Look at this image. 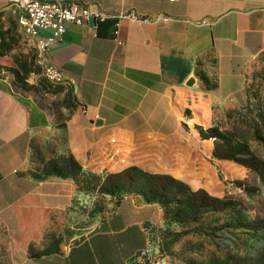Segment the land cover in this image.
Wrapping results in <instances>:
<instances>
[{"label": "crops", "instance_id": "obj_1", "mask_svg": "<svg viewBox=\"0 0 264 264\" xmlns=\"http://www.w3.org/2000/svg\"><path fill=\"white\" fill-rule=\"evenodd\" d=\"M63 1L108 18L98 28L94 19L64 24L61 43L48 53L63 79L53 94L0 75V264H133L164 222L161 206L124 195L94 232L79 236L77 175L24 177L30 140L60 128L78 173L134 169L215 196L218 174L234 168L214 157L213 139L198 130L211 126L214 101L242 103L246 67L264 55V0ZM17 2L0 0V21H15L0 24L5 40H16L11 53L23 38ZM128 13L145 21L118 19ZM58 233L72 245L41 254Z\"/></svg>", "mask_w": 264, "mask_h": 264}, {"label": "rangeland", "instance_id": "obj_2", "mask_svg": "<svg viewBox=\"0 0 264 264\" xmlns=\"http://www.w3.org/2000/svg\"><path fill=\"white\" fill-rule=\"evenodd\" d=\"M2 22L3 24L15 25L13 19L0 21V24ZM18 36L16 49L10 56H18L23 60L31 59L35 62L33 46L19 34ZM5 76L10 79L9 82H12L11 76L8 74ZM245 76L246 86L242 103L233 108H226L221 102L214 101L212 103L211 126L214 125L222 133L231 137L234 143L247 144L253 154L264 160V55L248 64ZM38 78H44L42 70L39 75H31L28 79L33 92L36 91ZM213 88L214 79L210 78L206 82L205 90L210 92ZM13 89L18 93L20 92L14 87ZM186 115H189L187 111ZM210 127L200 130H207ZM213 141L215 149V144L219 143H216L214 139ZM69 158L62 130L58 128L57 131H44L32 136L29 150L24 156V169L21 174L37 183L46 179L54 170L69 171ZM224 161L232 164L234 169L219 173L216 183L219 186H216V195H207L217 200L230 198L235 205L236 212L248 221L264 222V183L260 181V176L233 161ZM139 173L140 177H138L139 174L128 170L121 174L106 176L101 172L93 175L80 172L76 174L83 200L82 205L78 208V218L76 217L79 236L94 232L119 204L122 196L136 194L126 186V177L134 178V186L140 188L145 186L144 182L147 178L144 176L146 174ZM122 174L123 176H121ZM186 195L184 192V196L181 195L179 198ZM210 206L212 208H208L202 216L196 215L197 222L187 221L186 224H175L173 219L184 220V218L176 216L174 203L172 200L169 201L167 220L163 222L162 226L151 229L147 247L149 258L156 264H212L213 260L217 262L215 264H231L226 258H231L236 253V249L240 247L242 252L239 255L248 260V248L255 243L252 240H246V237L241 238L244 241L242 243L244 247L239 245L236 248L228 243L226 244L228 247L222 248L223 251L221 252L215 248L220 242L218 229L225 223L232 222L231 218L233 219L234 216L230 215L232 214L231 211L214 213L213 210L217 209V204L214 202ZM233 223L235 225L236 222ZM234 232L239 234L244 231L237 229ZM251 234L249 232V235ZM71 238L67 235L64 240L58 233L57 244L49 242L46 251L51 252L57 248L60 249V246L72 245ZM233 244L236 245L238 242H233Z\"/></svg>", "mask_w": 264, "mask_h": 264}, {"label": "trees", "instance_id": "obj_3", "mask_svg": "<svg viewBox=\"0 0 264 264\" xmlns=\"http://www.w3.org/2000/svg\"><path fill=\"white\" fill-rule=\"evenodd\" d=\"M99 24L100 23H96L97 28ZM6 35V31L1 32L0 30V75L5 76L8 74L12 77L14 86H17L20 89H25L27 86L28 78L31 75H39L41 73V69L36 65V62L31 59L23 60L18 56L11 57L10 54L14 49L16 40L14 38L5 40ZM1 72H3V74H1ZM36 85L37 89L42 94H53L54 88L55 86H57L56 84L48 81L45 77L38 78ZM199 135L203 139L212 138L216 141V143H219L215 144L214 157L218 159L233 161L244 166L252 173L259 175L260 181L264 183V160L260 159L258 155L253 154L247 144H241L237 142L234 143L231 137H228L225 133H222L214 125H212L207 130L199 129ZM222 148L223 150H220ZM68 161V167H70L69 171L54 170L52 174L48 175L47 177L55 176L63 179L70 178L72 176L74 178L78 173L79 168L71 157ZM129 171L135 172V174L137 175L139 174L138 177H140L139 171L134 169ZM121 176H123V174ZM144 177L147 178V180L144 182L145 186H142V188L134 186V178L126 177L127 180H125V184L126 186H128V188L136 192V194L140 195L146 203L159 204L163 211L164 221L167 220V217L169 215L167 207L169 201L171 200L173 201L175 206L176 216L184 218V220H177V218L173 219L175 224L185 222L187 223V221L197 222L198 220H196V215L200 214L202 216L203 213H206L208 208H212L210 204L214 202L217 204V209L213 210L214 213L231 211L232 214L230 215L235 217V219L234 217L233 219L231 218V220H233L232 222L230 221L228 223H225L218 229V232L220 233V242L216 245L215 248H217L218 251L221 252L223 251L222 248L226 249L228 247L226 246V244L228 243L236 248L239 245L244 247V245L242 244L244 241L242 239L246 237V240H252L253 243H255L253 246H250L248 248L249 259L246 260L239 255V253L242 252V249L239 247L238 249H236V253L231 258H226L227 261H229V263L231 264H244L245 262V264H264L263 221H248L240 213L236 212L235 205L232 203L230 198L217 200L211 198L203 191L191 192L185 185L167 176L145 175ZM184 192H186L187 195L183 198H179V196L181 197V195L184 196ZM234 221L236 222L235 225L233 223ZM237 229H242V231L244 232L237 234L234 232ZM249 232H251L252 234L249 235ZM229 234L231 236H228ZM233 242H238V244L235 245L233 244ZM47 253V251H43L41 254ZM136 254L133 256V264H135L134 258ZM211 263L215 264L217 262L213 260Z\"/></svg>", "mask_w": 264, "mask_h": 264}, {"label": "built area", "instance_id": "obj_4", "mask_svg": "<svg viewBox=\"0 0 264 264\" xmlns=\"http://www.w3.org/2000/svg\"><path fill=\"white\" fill-rule=\"evenodd\" d=\"M172 2L174 0H168ZM17 12L20 22V31L27 37L38 54V64L44 65L45 72L51 76L53 82L61 77V73L48 62L50 49L61 43L65 31L64 24L86 26L90 19L96 23L104 22L108 16L100 11H93L88 6L79 3H69L63 0H18ZM118 19L134 22H143L144 18L128 13ZM166 19L164 18L163 21ZM117 36V31L114 32ZM135 264H156L149 258L148 249L140 250L135 258Z\"/></svg>", "mask_w": 264, "mask_h": 264}, {"label": "bare ground", "instance_id": "obj_5", "mask_svg": "<svg viewBox=\"0 0 264 264\" xmlns=\"http://www.w3.org/2000/svg\"><path fill=\"white\" fill-rule=\"evenodd\" d=\"M16 23H17V25H18V27H19V29H20L19 17H17ZM20 33L22 34L23 38L27 41V37H26V35H24L22 31H21ZM36 65L39 66V67L41 68L43 76H44L48 81H50V82L53 83V84L62 83V80H63V79H62V76H61L60 78L56 79V83L53 82V79H51V76H49V75L45 72L44 65H39V64H38V58H37V60H36Z\"/></svg>", "mask_w": 264, "mask_h": 264}, {"label": "water", "instance_id": "obj_6", "mask_svg": "<svg viewBox=\"0 0 264 264\" xmlns=\"http://www.w3.org/2000/svg\"><path fill=\"white\" fill-rule=\"evenodd\" d=\"M192 83H193V80L191 79V80H189V82H188V86H191L192 85Z\"/></svg>", "mask_w": 264, "mask_h": 264}]
</instances>
